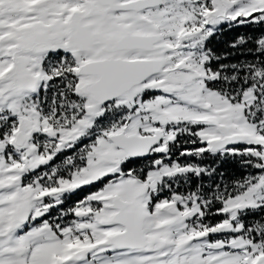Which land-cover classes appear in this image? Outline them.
Instances as JSON below:
<instances>
[{"label": "snow or ice", "instance_id": "6c2138e0", "mask_svg": "<svg viewBox=\"0 0 264 264\" xmlns=\"http://www.w3.org/2000/svg\"><path fill=\"white\" fill-rule=\"evenodd\" d=\"M0 264H264V0H0Z\"/></svg>", "mask_w": 264, "mask_h": 264}, {"label": "trees", "instance_id": "16d2710c", "mask_svg": "<svg viewBox=\"0 0 264 264\" xmlns=\"http://www.w3.org/2000/svg\"><path fill=\"white\" fill-rule=\"evenodd\" d=\"M261 31V26H257V25H242V26H233L232 28H227V26H225V29L222 32L217 33L215 36H213L210 41L208 46L210 48H212L218 55L221 53H233L235 52V55H229L227 60H223L221 61L222 63H229L231 61H235V60H239L242 57L240 56V51L241 49H231L228 47V43L235 38L237 35L240 34H245V35H258ZM246 47H251V45H246ZM218 64L216 62H213V67H217ZM187 139V137H180V143L181 145H183L184 147H199L200 144L197 143L196 145H184L183 142L184 140ZM86 142V141H85ZM69 153H65L64 155H68ZM179 156V150L174 151L173 153V159H176ZM63 156L58 157L59 159H62ZM154 157H148L145 159H137V160H133L130 161L126 166H125V170L127 171L128 168H136L137 171L139 172L140 169L145 168V166L147 165L148 161L150 159H153ZM180 162L184 163V162H188V161H192L195 158L194 157H180ZM218 159L217 158H213L211 156L206 157L203 161V163L206 164H212L215 163V160ZM218 172H223L224 178L225 180H231L234 177H239L244 175V170L241 169L239 167V162L238 160H233L231 158L224 160L220 167L218 168ZM215 179H219V176L215 177ZM205 180H207V178H205ZM106 182V181H105ZM197 181L193 178V185L196 183ZM99 187H102V184H96L94 186L91 187H85L82 190H78L76 191L65 203L64 207H70L72 206V204H74V202L77 199L82 198L85 194H87L88 192L91 191H95L97 190ZM186 187H182L180 189V191H186ZM169 195L168 191L165 190L162 193V196H167ZM217 207L219 205H216ZM53 215H55V213L53 212ZM71 217H69L70 219ZM208 219L215 223L217 220L222 219V217L219 216H210L208 217ZM215 238V237H214Z\"/></svg>", "mask_w": 264, "mask_h": 264}, {"label": "rangeland", "instance_id": "374dc122", "mask_svg": "<svg viewBox=\"0 0 264 264\" xmlns=\"http://www.w3.org/2000/svg\"><path fill=\"white\" fill-rule=\"evenodd\" d=\"M86 141V142H85ZM85 141H83V143H87L88 141L87 140H85ZM54 213H55V211H54ZM56 214V213H55Z\"/></svg>", "mask_w": 264, "mask_h": 264}]
</instances>
